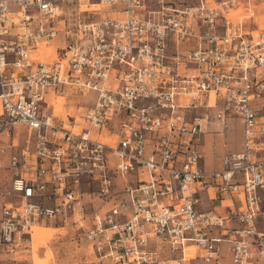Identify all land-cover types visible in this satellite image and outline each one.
Here are the masks:
<instances>
[{
	"label": "built area",
	"instance_id": "2783aa9c",
	"mask_svg": "<svg viewBox=\"0 0 264 264\" xmlns=\"http://www.w3.org/2000/svg\"><path fill=\"white\" fill-rule=\"evenodd\" d=\"M86 2L98 8L0 0V137L22 125L32 144L6 168L18 203L3 205L0 253L31 250L33 229L58 220L113 264H219L222 243L229 264H264V28L242 21L253 10L232 16L242 0ZM49 90L56 104L71 90L95 97L67 125ZM232 118L241 150L205 170L204 137ZM208 190L232 210H198Z\"/></svg>",
	"mask_w": 264,
	"mask_h": 264
},
{
	"label": "crops",
	"instance_id": "0c3cea01",
	"mask_svg": "<svg viewBox=\"0 0 264 264\" xmlns=\"http://www.w3.org/2000/svg\"><path fill=\"white\" fill-rule=\"evenodd\" d=\"M241 5L243 8H239L236 11L245 10V12H248L250 9H252L254 12V19L249 20L247 18V20L244 21L245 24L243 28L245 30H257V29H260L261 27H264V0H242ZM91 6H94V5H91ZM241 11H239V13H241ZM194 46H195L194 42L181 43V44H178L176 49L182 52L184 51V49H188ZM76 94L79 95V93L76 91H72V90L68 91V93L66 94L64 98L63 103L61 104L62 105L61 112H60V107L55 106V114L59 115L57 118V121L59 123L65 124L69 122L71 118L80 120V117L84 114L86 108L93 103L92 101L87 104H81L80 102L75 101L72 96ZM54 98H55L54 93L49 90L46 96V103H48L49 107L56 104V101L54 100ZM234 120H238V119L232 118L228 120L227 122L228 128L225 130L224 133L206 135L204 137L203 143L200 146V148L204 153L203 168L205 170H219L221 167L220 156L222 154L237 153L241 150L242 128H241V124L239 120H238L239 121L238 123L240 125L241 139L236 140L232 148H229L227 145L228 144L226 140L227 130L229 129V127L231 126ZM217 138H220L219 144L216 140ZM28 139H29L28 132L26 128L22 125H14L10 134L2 135L0 137V180H2V178H4L5 176L6 179L4 180L8 183V186H9V182L7 180L6 168L8 166L9 160L11 156L15 154L19 155L20 150L24 147L32 149V144L28 142ZM211 144H215L217 146V151L215 153H213L210 150ZM31 158L32 157L29 155L28 159H31ZM133 177H130V180H132ZM198 196L200 198V202L197 205L198 210L216 209L221 214H227L228 211L232 210V206H231L232 202H230L227 199L219 200L217 195L212 190L200 192ZM12 201L7 202V203H13V204L18 203V201L17 202H12ZM4 204L5 202L3 203V205ZM240 205L241 203H239V206ZM43 234H45V232ZM43 234L40 236L41 240H42ZM26 251L30 252V250L27 249V250H21L19 251V253H25ZM164 251H165V256L170 257L166 247L164 248ZM220 254L222 255V258L219 260V264H229V262H225L226 255H229L227 251V244H224V243L220 244ZM184 256L185 258L187 257L192 258L193 248L190 247L186 249ZM175 257L177 258L178 255H175ZM15 260L17 261L16 258ZM198 263L205 264L204 262L198 259H193V260L186 262V264H198Z\"/></svg>",
	"mask_w": 264,
	"mask_h": 264
},
{
	"label": "rangeland",
	"instance_id": "374dc122",
	"mask_svg": "<svg viewBox=\"0 0 264 264\" xmlns=\"http://www.w3.org/2000/svg\"><path fill=\"white\" fill-rule=\"evenodd\" d=\"M223 1V0H212ZM82 9L89 8L95 9L98 6H89L86 0H81ZM95 7V8H93ZM241 11V10H239ZM238 13V11H236ZM236 12H233L234 14ZM236 13V14H237ZM232 14V16L234 15ZM236 20V19H235ZM247 20L243 18L242 21ZM50 24V22H48ZM261 27L260 29H263ZM73 99L81 104H87L92 102L95 97V93L92 91H86L84 94L73 95ZM238 120H234L227 130L226 140L228 147L232 148L236 140L241 139L240 125ZM72 123V122H71ZM67 125L69 122L66 123ZM218 144L220 138L216 139ZM3 176V175H2ZM6 177L0 180V220L2 218L3 203L17 202L18 198L9 194L8 183L4 180ZM50 230L44 231L42 242H36V248H33L31 244V250L25 253L9 254L0 253L1 264H113L107 257H101L98 253H95L89 243H87L77 228L73 226H65L60 221H50L44 226ZM29 252V253H27ZM17 259V261L15 260ZM225 262H229V255H226ZM201 264V263H198Z\"/></svg>",
	"mask_w": 264,
	"mask_h": 264
},
{
	"label": "bare ground",
	"instance_id": "6f19581e",
	"mask_svg": "<svg viewBox=\"0 0 264 264\" xmlns=\"http://www.w3.org/2000/svg\"><path fill=\"white\" fill-rule=\"evenodd\" d=\"M94 6L96 7V5H94ZM236 13L235 14L232 13V14L236 15ZM237 14H240L239 11H238ZM63 101H64L63 98H58L57 104H55V106H59L60 107V112H61V109H62V105L61 104L63 103ZM54 111H55V107H54ZM60 112H59V114H60ZM48 230H50V229L49 228H46V227H35L33 229V234H32V244H33V248H36V242H42L40 236L44 233V231H48Z\"/></svg>",
	"mask_w": 264,
	"mask_h": 264
}]
</instances>
